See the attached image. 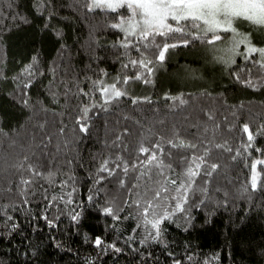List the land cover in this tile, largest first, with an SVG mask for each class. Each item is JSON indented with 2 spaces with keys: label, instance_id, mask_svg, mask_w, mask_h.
I'll return each instance as SVG.
<instances>
[{
  "label": "trees",
  "instance_id": "obj_1",
  "mask_svg": "<svg viewBox=\"0 0 264 264\" xmlns=\"http://www.w3.org/2000/svg\"><path fill=\"white\" fill-rule=\"evenodd\" d=\"M120 17L88 11L84 0H0V264H264V187L251 189L250 170L251 164L264 161V71L238 55L224 67L212 64L219 74L208 77L196 67L202 61L186 59L193 53L204 56L210 46L194 41L167 53L174 55L171 65L198 72L191 82L163 83L155 77L157 61L150 82L117 84L127 95L105 111L93 82L108 85L143 71L124 67L138 54L122 48L123 34L110 27ZM163 39L156 37L157 42ZM237 75L253 86L246 87ZM25 83L30 87L25 89ZM130 85L134 89L127 92ZM133 99L141 102L133 104ZM85 104L91 108L87 134L75 131L73 121L77 106ZM209 112L214 119H208ZM244 124L255 134L247 151ZM173 131L197 148L163 143L165 152H171L161 157L171 165L164 169L169 178L181 176L186 165L196 170L185 157L207 150V163L194 178L185 211L161 224L159 240H145L150 228L142 224L135 202L147 177H140L145 169L137 149L163 133L171 138ZM117 136L118 146L113 143ZM102 160L114 174L99 172ZM120 161L129 165L127 173L122 164L117 167ZM29 163L39 175L28 170ZM211 163L218 167L206 177ZM256 171L258 185H264V163ZM69 192L71 204L65 202ZM174 203L167 201L169 211ZM107 207L120 219L106 215Z\"/></svg>",
  "mask_w": 264,
  "mask_h": 264
},
{
  "label": "snow or ice",
  "instance_id": "obj_2",
  "mask_svg": "<svg viewBox=\"0 0 264 264\" xmlns=\"http://www.w3.org/2000/svg\"><path fill=\"white\" fill-rule=\"evenodd\" d=\"M84 7L88 11L100 9L105 13L108 11L118 13L120 16L125 15V13H119L120 9L126 8L132 10L131 18L120 19L117 22L111 23L110 27L123 34L121 37L122 48L125 50L131 48L138 54L136 59L129 58L128 62L124 64V67L137 68L143 71L132 77L125 76L122 81L117 80L108 85H105L103 81L99 80L93 82V86L99 87L104 97V104L101 105V108L105 111H107L106 105L111 104L114 100L118 101L121 97L127 95L126 91L117 87V84H127L130 79H144L145 83L150 82L148 77L153 73L152 65L155 62L159 61L162 63L169 49L181 46L187 47L194 41H200L206 45L214 46L212 51L222 53L217 59L225 64L234 63L233 58L240 55L244 58L246 64H251L260 71H264V46L255 44L249 34L238 33L233 27L235 19H243L254 26L264 28V0H84ZM137 15L141 17L139 21L135 19ZM193 30L202 32L203 35H194ZM221 33H232L235 38L229 40L222 36ZM157 36L163 37L164 39L157 42ZM222 40L225 41L223 46L218 43ZM241 45H243V51H239ZM152 49H155V51H152ZM250 71L251 69H248V72ZM236 79L246 87H252L254 83L252 80L247 79L246 76L245 78H241L240 75H237ZM23 87L27 89L30 85L25 83ZM81 91L83 93V90ZM83 94L88 95V93ZM23 95L26 96L27 93L24 92ZM166 99L179 100L181 104L185 103L180 97H166ZM145 101L151 103L148 98H145ZM22 102L24 104L28 103L27 100H22ZM138 102L141 101L138 99L132 100L133 104ZM92 107H95V105ZM90 111L91 108L87 104L83 107L77 106L76 115L73 117L76 126L75 131L84 134L88 133L89 121L91 119L89 116ZM207 116L209 120L214 119L211 112L207 113ZM127 118L125 117V119ZM216 127L218 128L219 125H216ZM64 132L65 127L62 126L60 128V134H64ZM242 132L247 136V143L243 146L244 150L247 151L253 146L255 134L249 128L248 124L242 126ZM124 134H127V129H125ZM148 134H153L151 128L148 129ZM119 141L120 137L117 136L113 143L118 146ZM165 141L171 148H197L196 143L189 142L183 137H180L178 131H173L171 138L168 137L167 133L159 135L157 139L152 140L149 146H145L143 143L139 145L137 159L139 165H142L145 169L140 172V177H147V179L141 185L144 191L136 193L139 200L135 203L136 207L140 209L138 214L142 218V224L146 228H150L144 237L145 240L149 238L159 240L162 231L161 224L166 220L170 221L176 212L185 211L183 205L187 203V194L191 190L194 178L200 175L199 168L202 163H207V150L203 155L185 157L184 159H190L196 165V170L186 165V170L181 176L169 178L164 169L170 168L171 165L166 164L161 159L164 155L171 156V152H165L162 146ZM216 146L218 148L225 147L222 144H217ZM225 150L232 151L230 148H226ZM256 151H260V149L257 148ZM239 154L237 152V155ZM140 157H144V159H140ZM27 159L28 157H25V160ZM117 160H119V157H117ZM258 163H264V161L258 160L250 165L252 190H256L258 186L264 187V185H258L259 176L256 171ZM121 164L123 165V171L127 173L129 171V165L120 161L117 167H120ZM19 167L22 168L24 165L20 164ZM137 167V164L132 165L133 169ZM217 167L218 164L216 163L209 164L204 175L206 177L211 176ZM27 168L35 175L40 174L36 170L35 165L31 163L27 165ZM153 169L155 171H152ZM98 170L100 173L107 172L109 175L114 174L107 160L101 161ZM104 178L103 176L100 177V179ZM119 182L123 186V180ZM22 183L27 184L30 181L24 180ZM132 187H136V185H132ZM67 195L69 199L65 202L71 204V192ZM169 199L175 201L174 205H172V211L168 210L167 201ZM104 211L106 215L112 216L113 219H120L111 207L105 208ZM43 218L45 220L48 219L47 216ZM8 219H11V217H8ZM72 219L74 221L77 220L78 214H74ZM48 223L49 226L54 227L53 221L49 220ZM129 239H132V237H129ZM102 243L100 238L95 240L97 247H100ZM109 247L114 248L115 246L109 245ZM115 251L119 252L120 249L115 248ZM175 264H179V262L177 261Z\"/></svg>",
  "mask_w": 264,
  "mask_h": 264
},
{
  "label": "rangeland",
  "instance_id": "obj_3",
  "mask_svg": "<svg viewBox=\"0 0 264 264\" xmlns=\"http://www.w3.org/2000/svg\"><path fill=\"white\" fill-rule=\"evenodd\" d=\"M126 9V8H124ZM121 10V9H120ZM128 11V14L125 16H121L120 19H129L131 18V12L132 10L130 9H126ZM119 19V20H120ZM137 21H139L141 19V17L139 15H137V17L135 18ZM201 23V22H199ZM233 27L237 30L238 33L241 34H249L253 40V42L257 45L260 46H264V28H259L258 26H254L251 23L243 20V19H235L234 23H233ZM222 36L226 37L227 39H233L234 34L232 33H221ZM221 46H223L225 44V41L222 40L220 42H218ZM214 46H209L208 48H205L203 50L204 56H197L198 53H193L191 54V56L186 57L187 60L189 61H195L196 59L198 60V62L202 61L199 65H196V67H198L199 69H205V72L207 74L208 77H216L219 74V70L215 67L211 68L210 66H212V64H216L218 66H223L224 64L222 61L218 60L217 57L221 56L222 53H220L219 51H212V48ZM239 51H243V45L240 46ZM170 54V53H169ZM165 55V60L157 67L156 71H155V77H157L158 79L160 77H162V82L164 83H168V82H175V83H179L176 80H180V81H188L191 82L190 79L192 78L191 75L193 73H198L197 71H188L185 70V66L184 65H171L170 63L175 60L174 55L170 54V55ZM238 56V55H237ZM237 56H235L234 58H236ZM185 68V69H184ZM132 89H134V86H128L127 87V92L132 91ZM126 91V88L125 90Z\"/></svg>",
  "mask_w": 264,
  "mask_h": 264
}]
</instances>
